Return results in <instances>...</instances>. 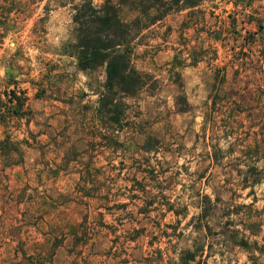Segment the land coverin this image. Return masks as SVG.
<instances>
[{
    "label": "rangeland",
    "instance_id": "374dc122",
    "mask_svg": "<svg viewBox=\"0 0 264 264\" xmlns=\"http://www.w3.org/2000/svg\"><path fill=\"white\" fill-rule=\"evenodd\" d=\"M81 1L0 0V264H264V0H112L147 80L120 123L71 53Z\"/></svg>",
    "mask_w": 264,
    "mask_h": 264
},
{
    "label": "trees",
    "instance_id": "16d2710c",
    "mask_svg": "<svg viewBox=\"0 0 264 264\" xmlns=\"http://www.w3.org/2000/svg\"><path fill=\"white\" fill-rule=\"evenodd\" d=\"M172 0H134L140 11L146 13L155 8L158 11ZM180 7H194L201 0H174ZM164 13V12H163ZM159 15V14H157ZM73 22L75 39L70 43L71 53L78 60V67L83 70L105 67L106 78L100 95V114L120 123L124 109L118 95L132 96L140 92L147 84L146 74L139 71L133 64V42L137 35L136 27L140 19L128 22L122 18L120 9L112 0H105L101 5L93 0H82L73 4ZM180 110L187 111V101L180 96ZM27 96L15 90L8 92V112L24 117L29 113L25 108ZM216 102H214L215 105ZM3 105V102H1ZM238 111H241L239 105ZM3 116V115H2ZM1 116V117H2ZM9 136L0 139V150L10 147ZM146 151V147H144ZM237 244H249L242 237L235 240ZM181 261H195V252L188 250Z\"/></svg>",
    "mask_w": 264,
    "mask_h": 264
},
{
    "label": "crops",
    "instance_id": "0c3cea01",
    "mask_svg": "<svg viewBox=\"0 0 264 264\" xmlns=\"http://www.w3.org/2000/svg\"><path fill=\"white\" fill-rule=\"evenodd\" d=\"M1 137V136H0ZM2 138V137H1Z\"/></svg>",
    "mask_w": 264,
    "mask_h": 264
}]
</instances>
